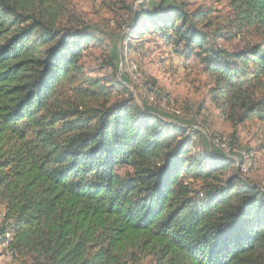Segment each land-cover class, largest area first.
I'll use <instances>...</instances> for the list:
<instances>
[{
	"label": "trees",
	"instance_id": "1",
	"mask_svg": "<svg viewBox=\"0 0 264 264\" xmlns=\"http://www.w3.org/2000/svg\"><path fill=\"white\" fill-rule=\"evenodd\" d=\"M224 1L227 19L163 3L129 31L200 60L222 116L264 127V0ZM235 38L233 50L217 43ZM95 41L72 0H0V245L11 264H264V189L231 158L194 152L184 125L92 78L80 60Z\"/></svg>",
	"mask_w": 264,
	"mask_h": 264
},
{
	"label": "rangeland",
	"instance_id": "2",
	"mask_svg": "<svg viewBox=\"0 0 264 264\" xmlns=\"http://www.w3.org/2000/svg\"><path fill=\"white\" fill-rule=\"evenodd\" d=\"M163 3L184 4L189 12L213 10L214 19L231 15L224 0H72L74 14L96 37L80 63L92 78L109 87L114 84L116 99L131 93L143 108L184 125L192 134L194 152L207 149L231 158L244 179L264 189V127L250 123L236 126L222 116L211 97L214 81L203 71L200 60L184 59L158 35L131 37L128 26L134 16ZM216 23L225 24L221 20ZM240 39H219L217 43L233 50L243 45ZM117 81L123 82L124 88L118 87ZM224 140L227 150L222 149ZM3 210L0 206V226ZM11 261L0 245V264ZM131 264H153V258L141 257Z\"/></svg>",
	"mask_w": 264,
	"mask_h": 264
},
{
	"label": "bare ground",
	"instance_id": "3",
	"mask_svg": "<svg viewBox=\"0 0 264 264\" xmlns=\"http://www.w3.org/2000/svg\"><path fill=\"white\" fill-rule=\"evenodd\" d=\"M133 70V69H132ZM138 75V74H137ZM139 78V77H138ZM227 141V140H226ZM225 140L223 141V148L228 147V143Z\"/></svg>",
	"mask_w": 264,
	"mask_h": 264
},
{
	"label": "built area",
	"instance_id": "4",
	"mask_svg": "<svg viewBox=\"0 0 264 264\" xmlns=\"http://www.w3.org/2000/svg\"><path fill=\"white\" fill-rule=\"evenodd\" d=\"M187 63L189 64V63H190V61H188ZM187 63H186V65H188ZM222 149H226V150H227V149H228V147H226V146H225V148H222Z\"/></svg>",
	"mask_w": 264,
	"mask_h": 264
}]
</instances>
